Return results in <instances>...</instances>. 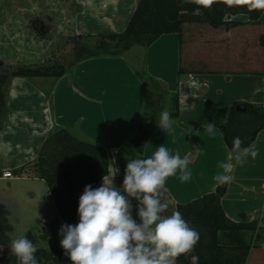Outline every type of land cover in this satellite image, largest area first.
I'll return each instance as SVG.
<instances>
[{
    "label": "crops",
    "instance_id": "0c3cea01",
    "mask_svg": "<svg viewBox=\"0 0 264 264\" xmlns=\"http://www.w3.org/2000/svg\"><path fill=\"white\" fill-rule=\"evenodd\" d=\"M137 1L76 0L73 32H121ZM229 19L240 23L229 29L184 23L181 36L167 33L147 47L136 44L121 55L83 59L73 72L59 78L36 77L48 83L41 85L42 90L27 86V77H13L8 90L9 111L0 126V171L30 165L47 132L58 125L105 147L109 173L97 187L105 179L122 188L124 173L118 154L140 121L145 85L136 71L145 68L166 90L172 117L170 97H177L178 115L173 117L170 133L156 128L143 155L150 156L164 144L172 150L170 154L179 152L181 158L189 159L192 173L187 182L180 181L179 170L167 178L166 196L171 200L167 214L175 211L178 203L215 190L218 184L214 177L223 172L220 163H232L233 179L227 184L221 205L234 221L260 222L262 245L251 247L247 264H264V128L249 144L259 149L258 157L249 156L244 165L235 159L229 161L230 149L220 130L234 102L264 105V45L260 41L264 10L257 21L246 14L231 15ZM128 52H133L134 60L127 56ZM211 122L218 130L215 135L206 131ZM131 203L138 212V201L132 198ZM137 212L132 211V216L139 223ZM78 222L77 212L73 225Z\"/></svg>",
    "mask_w": 264,
    "mask_h": 264
},
{
    "label": "trees",
    "instance_id": "16d2710c",
    "mask_svg": "<svg viewBox=\"0 0 264 264\" xmlns=\"http://www.w3.org/2000/svg\"><path fill=\"white\" fill-rule=\"evenodd\" d=\"M198 7L194 3H182V0H138L125 29L121 32H107L93 35L96 40L89 45L81 39L84 34L73 37V60L70 68L61 63L19 65L0 70V126L2 119L9 111L8 88L13 77H53L59 78L73 72L75 65L86 58L121 55L132 46L138 44L149 46L159 36L167 33L182 35L184 23H207L213 27L227 29L236 26L240 21L229 19L231 15L246 14L257 21L264 9L250 10L249 4L237 3L236 0H213L210 8L203 9L202 15H193ZM264 45V34L260 37ZM182 69L179 70V73ZM145 85V98L140 121L133 137L120 148L118 158L121 172L124 173L127 160L125 153L143 154L145 145L156 130L161 109L159 95L152 91L160 82L144 68L136 71ZM234 102L230 108L225 124L220 125L223 138L231 149L233 138L239 136L244 145H249L259 130L264 128V105L261 103H243L245 111H237ZM173 117L178 115V100L175 97ZM27 165L17 168L27 169ZM33 173L45 180L48 197L52 199L57 217L66 224H74L79 197L86 185L97 187L99 181L109 173V155L105 147L66 127L54 125L47 132L35 160L31 163ZM227 184L217 185L215 190L202 194L184 203H178L175 211L181 212L186 221L191 222L200 234L195 246V255L199 256V264H247L252 246H261L260 232L263 228L258 220L234 221L230 219L222 205L221 198L225 194ZM264 216V212H263ZM43 238L48 239L55 234L53 224L43 226ZM10 236L0 223V242L9 243ZM35 244L36 239L31 237ZM36 256L41 264H67L62 249L56 245L51 249L38 247ZM0 264H17L15 256L10 255L6 246L0 253ZM176 264H190L184 255L176 258Z\"/></svg>",
    "mask_w": 264,
    "mask_h": 264
},
{
    "label": "clouds",
    "instance_id": "9594fccd",
    "mask_svg": "<svg viewBox=\"0 0 264 264\" xmlns=\"http://www.w3.org/2000/svg\"><path fill=\"white\" fill-rule=\"evenodd\" d=\"M236 2H247L250 10L264 9V0ZM182 3L198 5L193 15H202V8H210L213 0H182ZM156 123L168 134L175 121L164 109ZM206 131L215 135L218 130L211 122L207 123ZM171 152L162 144L147 157L141 152L125 153L127 165L122 188L106 183L105 179L97 188L90 184L84 187L77 209L79 222L62 224L58 232L62 237L60 245L72 264H176L181 255L190 259V264H199V256L194 254L199 232L181 212L167 214L171 204L166 196L167 178L177 175V170L181 182L189 181L192 175L189 159ZM258 155L259 149L254 144L245 146L239 136L233 138L229 161L235 159L244 165L249 156L255 159ZM219 166L223 172L214 180L220 186L231 183L232 163L221 162ZM132 198L138 201L139 223L132 216ZM6 246L17 264H41L35 255L37 247L26 236L7 244L0 242V253Z\"/></svg>",
    "mask_w": 264,
    "mask_h": 264
},
{
    "label": "rangeland",
    "instance_id": "374dc122",
    "mask_svg": "<svg viewBox=\"0 0 264 264\" xmlns=\"http://www.w3.org/2000/svg\"><path fill=\"white\" fill-rule=\"evenodd\" d=\"M77 11L76 0H0V70L53 62L70 68L75 35L73 22ZM35 20L44 23L43 30L33 25ZM95 40L93 35L81 39L89 45ZM127 56L134 60L133 52H128ZM38 79L27 78L26 85L42 90L41 85L48 83ZM151 93L160 96L159 116L168 108V94L161 84ZM174 99L175 96L170 97L169 109L172 111ZM27 166L24 171L13 170L11 178L2 177L0 171L1 226L11 240L23 236L31 240L33 237L37 248L51 249L56 245L62 249V237L58 232L66 223L57 217L54 203L47 195L45 180L33 173L31 164ZM48 224L54 225L55 234L44 239L43 226ZM62 252L66 263L72 264L63 249Z\"/></svg>",
    "mask_w": 264,
    "mask_h": 264
},
{
    "label": "water",
    "instance_id": "95a60500",
    "mask_svg": "<svg viewBox=\"0 0 264 264\" xmlns=\"http://www.w3.org/2000/svg\"><path fill=\"white\" fill-rule=\"evenodd\" d=\"M235 108L237 111H245L246 110V106L243 103L237 104ZM132 211L137 212V209L135 207H132Z\"/></svg>",
    "mask_w": 264,
    "mask_h": 264
},
{
    "label": "built area",
    "instance_id": "2783aa9c",
    "mask_svg": "<svg viewBox=\"0 0 264 264\" xmlns=\"http://www.w3.org/2000/svg\"><path fill=\"white\" fill-rule=\"evenodd\" d=\"M1 176L5 178H11L13 177V172L11 170H4Z\"/></svg>",
    "mask_w": 264,
    "mask_h": 264
},
{
    "label": "flooded vegetation",
    "instance_id": "af4514ba",
    "mask_svg": "<svg viewBox=\"0 0 264 264\" xmlns=\"http://www.w3.org/2000/svg\"><path fill=\"white\" fill-rule=\"evenodd\" d=\"M33 25L35 26V27H37L38 29H41V30H43V28H44V23H42L41 21H39V20H35L34 21V23H33Z\"/></svg>",
    "mask_w": 264,
    "mask_h": 264
}]
</instances>
